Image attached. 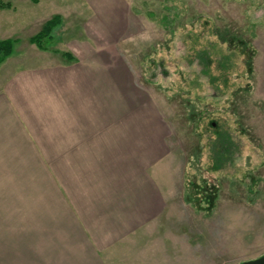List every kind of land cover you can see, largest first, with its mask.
I'll use <instances>...</instances> for the list:
<instances>
[{"label": "rangeland", "instance_id": "obj_1", "mask_svg": "<svg viewBox=\"0 0 264 264\" xmlns=\"http://www.w3.org/2000/svg\"><path fill=\"white\" fill-rule=\"evenodd\" d=\"M18 12L30 23L21 45L59 16L45 52L68 60L93 39L125 66L143 103L163 204L126 244L123 264H241L264 255V0H42ZM35 199L46 211L47 196H26ZM39 204L15 214L37 215Z\"/></svg>", "mask_w": 264, "mask_h": 264}, {"label": "crops", "instance_id": "obj_2", "mask_svg": "<svg viewBox=\"0 0 264 264\" xmlns=\"http://www.w3.org/2000/svg\"><path fill=\"white\" fill-rule=\"evenodd\" d=\"M4 1L12 8H0V42L14 47L0 65V264H123L126 244L163 204L143 103L125 66L91 38L68 60L40 50L35 35L21 45L30 23L18 11L42 0ZM19 181L32 191L17 193ZM37 194L46 211L27 203ZM26 204L39 214L16 215Z\"/></svg>", "mask_w": 264, "mask_h": 264}, {"label": "trees", "instance_id": "obj_3", "mask_svg": "<svg viewBox=\"0 0 264 264\" xmlns=\"http://www.w3.org/2000/svg\"><path fill=\"white\" fill-rule=\"evenodd\" d=\"M34 3H38V0H32ZM0 8L1 9H11L12 5L10 2H4L0 0ZM61 23V17L56 16L50 21H48L41 32L35 35L31 42L35 44L40 50L46 51L48 47L53 42V31L58 27ZM14 47L13 40H5L0 42V65L12 54ZM204 73L209 72V65H204ZM219 139L226 144L229 142V137L225 134L219 135ZM223 146V145H221Z\"/></svg>", "mask_w": 264, "mask_h": 264}, {"label": "water", "instance_id": "obj_4", "mask_svg": "<svg viewBox=\"0 0 264 264\" xmlns=\"http://www.w3.org/2000/svg\"><path fill=\"white\" fill-rule=\"evenodd\" d=\"M241 264H264V255L258 259L246 261Z\"/></svg>", "mask_w": 264, "mask_h": 264}]
</instances>
